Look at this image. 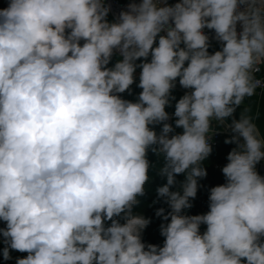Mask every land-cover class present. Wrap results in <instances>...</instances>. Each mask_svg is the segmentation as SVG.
<instances>
[{"label":"clouds","instance_id":"clouds-1","mask_svg":"<svg viewBox=\"0 0 264 264\" xmlns=\"http://www.w3.org/2000/svg\"><path fill=\"white\" fill-rule=\"evenodd\" d=\"M110 12L106 0L0 8L3 259L11 249L27 253L16 264H264V132L249 108L235 115L264 88V0H132ZM137 68L142 91L124 99ZM177 80L188 91L173 114L183 131L170 136ZM217 127L235 145L225 183L208 190L206 213L188 215ZM149 150L164 158L153 201L170 209L155 211L163 246L143 242L151 220L133 213Z\"/></svg>","mask_w":264,"mask_h":264},{"label":"trees","instance_id":"trees-1","mask_svg":"<svg viewBox=\"0 0 264 264\" xmlns=\"http://www.w3.org/2000/svg\"><path fill=\"white\" fill-rule=\"evenodd\" d=\"M148 159L152 165L149 170V181L145 185V194L137 198L139 203L138 205L134 206L133 213L141 214L151 220L150 224L142 233V240L146 244H152L157 236H159L164 242V237L160 235V224L164 221H162L161 218L155 216L156 209L160 208L161 205L157 203L154 204L153 201L157 200V189L166 184L167 180L166 177H161L158 174L159 168L164 163L163 156H157L154 153H150L148 155ZM202 166L205 167L207 176L205 178L198 179V183L201 187L198 188L196 198L192 200L193 207L186 210V213L189 215L201 214L202 208L208 206V190L213 186L225 183L224 176L220 175L212 164H208L206 161H204ZM176 180L177 184L173 186L172 190L179 189L180 184L185 180V175L178 174L176 176ZM168 210L170 209H166V211ZM118 219H120L121 223L124 222L122 218ZM107 223L110 224L111 222L109 221ZM2 227L3 224L0 221V228ZM9 251L11 256V259L9 260H4L2 250L0 251V264H13L18 257L21 258L27 255V253H21L11 249Z\"/></svg>","mask_w":264,"mask_h":264},{"label":"crops","instance_id":"crops-1","mask_svg":"<svg viewBox=\"0 0 264 264\" xmlns=\"http://www.w3.org/2000/svg\"><path fill=\"white\" fill-rule=\"evenodd\" d=\"M210 48L209 52L213 53L217 50L220 49V45L218 42H212L210 43ZM119 57L114 56L112 62L110 63L109 66H112L116 60ZM150 59V58H149ZM141 61H137V63H140ZM140 69L137 68L135 72V78L136 82L131 86V95H129L128 92H125L123 94H120L122 98L128 99L135 101L136 98L138 97V94L142 91V89L137 87V84L139 83V75H140ZM188 91L186 89H183L180 87L179 82L177 80L176 82V88L172 91V95L176 98V100H173L171 102V106H166V111L169 113L170 119L167 121L168 123L173 125L174 132L173 133H182L183 129L182 128H176L175 127V117H174V110H175V103L178 101L184 94L185 92ZM247 107L250 109V115H252L255 118V122L257 125L261 128L262 132H264V89H257L256 94L253 97L246 98L244 104L237 109L236 111V118H239L240 113L244 110V108ZM214 127H216L215 122H214ZM161 126H155V131L157 133L160 132ZM221 128V127H217ZM230 132H226L223 134L222 139L219 144L214 146L212 148V153L210 156L205 160L208 164H214L218 161H220L227 153L231 151L235 145L233 144H225L224 141L225 139L230 135Z\"/></svg>","mask_w":264,"mask_h":264},{"label":"built area","instance_id":"built-area-1","mask_svg":"<svg viewBox=\"0 0 264 264\" xmlns=\"http://www.w3.org/2000/svg\"><path fill=\"white\" fill-rule=\"evenodd\" d=\"M130 2H132V0H106V3L111 5V12L109 13L108 20L110 22L114 21L121 10H126V6ZM135 2L139 3L140 0H135ZM167 2H168V4L171 5V4H175L176 2H178V0H167ZM4 7H7V0H0V8H4ZM205 32L210 37V43L217 42L216 40L211 39L214 36V32H212L211 30H207V29H205ZM256 76H257L258 79L264 80V69H262L260 72H258L256 74ZM259 89H264V88H259ZM226 132H228V131H225L222 128H217V134L213 135L211 140H210V144H211L212 148L220 143L223 134L226 133ZM174 134H180V133H170L169 135L171 136V135H174ZM150 153H153V152H151V150H149L148 155ZM227 155H228V153L220 161H218V162H216L214 164V168L222 176H223L222 168L228 162L227 159H226ZM256 168H257L258 173L261 176H264V160H262L259 164H257ZM208 210H209L208 206L203 207L202 211H201V214L206 213ZM2 224H3V227H4L5 226L4 222H2ZM205 230H206V226L205 225H201V228H200L201 233H203ZM2 239L3 238L0 237V251L3 250V248L5 247V245L2 243ZM152 244L163 246V241L161 239H156Z\"/></svg>","mask_w":264,"mask_h":264},{"label":"rangeland","instance_id":"rangeland-1","mask_svg":"<svg viewBox=\"0 0 264 264\" xmlns=\"http://www.w3.org/2000/svg\"><path fill=\"white\" fill-rule=\"evenodd\" d=\"M157 204H160L161 207H164L165 209H168V208H167V205L164 204L162 200H160L159 202H157ZM207 204H208V203H207ZM205 205H206V204H205ZM156 239H161V238H160L159 236H157V237L154 239V241H155ZM161 240H162V239H161ZM154 241H153V242H154ZM153 242H152V243H153ZM25 256H26V255H25ZM25 256H23V257H25ZM21 258H22V257H21ZM13 264H16V260L14 261Z\"/></svg>","mask_w":264,"mask_h":264}]
</instances>
